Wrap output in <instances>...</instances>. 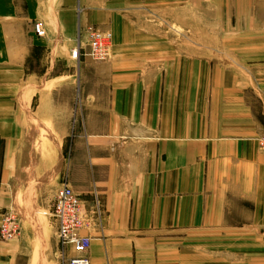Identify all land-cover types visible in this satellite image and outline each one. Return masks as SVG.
Returning <instances> with one entry per match:
<instances>
[{
  "label": "crops",
  "instance_id": "1",
  "mask_svg": "<svg viewBox=\"0 0 264 264\" xmlns=\"http://www.w3.org/2000/svg\"><path fill=\"white\" fill-rule=\"evenodd\" d=\"M89 26L113 33L109 60L71 58ZM262 134L264 0H0V216L22 225L0 264L42 244L65 173L89 264L249 254L233 210L264 219Z\"/></svg>",
  "mask_w": 264,
  "mask_h": 264
},
{
  "label": "built area",
  "instance_id": "2",
  "mask_svg": "<svg viewBox=\"0 0 264 264\" xmlns=\"http://www.w3.org/2000/svg\"><path fill=\"white\" fill-rule=\"evenodd\" d=\"M35 31L38 35L43 36L45 30L40 22L35 23ZM88 46L84 52L96 61L108 60L112 56L113 33L110 31H101L96 27L89 26ZM82 45L80 42L71 48L70 56L78 60L82 55ZM260 145L264 148V136L258 139ZM96 210L99 211L97 202ZM51 216L56 223V231L59 240L64 246L71 245L77 255L69 257L66 264H89L88 259L82 255L91 243V238L82 233L89 221L86 217V208L82 198L75 191L68 179H64L59 186ZM21 232V223L19 217L10 210L4 211L0 216V238L2 240H11L16 238Z\"/></svg>",
  "mask_w": 264,
  "mask_h": 264
},
{
  "label": "rangeland",
  "instance_id": "3",
  "mask_svg": "<svg viewBox=\"0 0 264 264\" xmlns=\"http://www.w3.org/2000/svg\"><path fill=\"white\" fill-rule=\"evenodd\" d=\"M172 26L176 27L175 25H172ZM34 28H35V25H34ZM99 30H101V29H99ZM101 31H104V30H101ZM104 32H106V31H104ZM173 39H175L177 41L178 37L176 36V38H175V36H174ZM113 45H114V36H113ZM87 46H88V41H87L86 46L82 47V55L81 56L89 57V56H86L84 54V52L87 50ZM112 54H113V49H112ZM79 60H80V58L76 61L78 62ZM104 61H106V60H104ZM60 68L62 70V68H64L63 65H60ZM74 69H76V67H74ZM59 70L60 69L58 68L57 71H55V73L59 72ZM74 90H75V92H79L80 89H79V87H75ZM262 136H264V134L259 136L258 139ZM258 143H259V141H258ZM259 145H260V143H259ZM260 148H262V150H264V148L261 145H260ZM67 150L68 149H66V152H67ZM65 155H66V153H65ZM64 179H68L70 181V176H68L67 173L62 175V178L60 180V185L62 184ZM70 183H71V181H70ZM91 189L96 190L93 187ZM97 208L98 207H94L95 210ZM234 208H235L233 210L234 211V213H233L234 214V220H235V218H237V216L244 215L246 217L248 214L250 216V217L248 216V219L246 217L243 220V223H244V227H245L244 228V232H245L244 234L245 235L248 234L251 238V242H250L251 252H249V254L245 253L246 251H244V254L242 252H241V254L236 253L235 258L233 260H231V261L229 260V262L225 261V262H221V263L264 264V219L256 216V207H247V208H250V213H248L246 211L242 212V211L238 210V207H234ZM52 209H53V207H51V210L45 215L44 214L38 215L41 222L37 221V223L40 224L41 227H39L38 230H36L37 232H35V233L37 235L36 236L37 238L41 237L42 244L32 243V255L27 254V259H26L27 264H60V262L61 263L63 262L66 264L69 261L70 255H69V252L67 250L68 245L64 246L58 238L57 231H56V223H55V221H54V219L50 213L52 211ZM99 209H100V207H99ZM244 210H246V208ZM96 212H97V210H96ZM15 214L18 216L17 213H15ZM262 214L264 216V212H262ZM19 219H20V217H19ZM43 219H45L46 222H43L42 221ZM235 221H238V220H235ZM20 223H21V219H20ZM21 229H22V225H21ZM258 237H261L260 244L257 243L258 240H256V238H258ZM3 241H7V240H3ZM75 255H77L76 252H75Z\"/></svg>",
  "mask_w": 264,
  "mask_h": 264
}]
</instances>
